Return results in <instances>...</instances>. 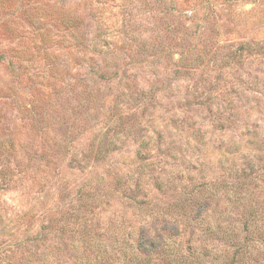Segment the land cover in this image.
<instances>
[{"label": "rangeland", "instance_id": "rangeland-1", "mask_svg": "<svg viewBox=\"0 0 264 264\" xmlns=\"http://www.w3.org/2000/svg\"><path fill=\"white\" fill-rule=\"evenodd\" d=\"M0 55V264L264 251V0H0Z\"/></svg>", "mask_w": 264, "mask_h": 264}, {"label": "trees", "instance_id": "trees-1", "mask_svg": "<svg viewBox=\"0 0 264 264\" xmlns=\"http://www.w3.org/2000/svg\"><path fill=\"white\" fill-rule=\"evenodd\" d=\"M3 58V56L0 55V59ZM218 188H213L210 193L204 198V202H201V205L206 204H213L216 201V198L218 196ZM228 206V205H227ZM226 205H216L215 207L209 206L207 210H205V213L212 212L213 209H220L218 211L219 217L216 219L218 223L211 224L208 222L206 224V227L203 228L204 233H208L211 235L218 234L219 232H225L226 226H225V220L221 218L222 215L228 213V211L223 209L227 207ZM192 213L199 212L200 208L199 206L193 207L190 209ZM251 214V211H250ZM195 218H198L197 215ZM246 226L248 227L249 221H245ZM245 226V227H246ZM262 227H264V224H262ZM193 233H191L192 235ZM239 234H237L236 239H239ZM84 236V235H83ZM85 237V236H84ZM175 235L169 232L168 229H166V225H163L162 227H155L152 225H148L144 227L139 235L137 236V248L138 251L146 255L148 257L153 255H158L163 252H165L171 245V239H174ZM86 238V237H85ZM193 241L195 242L196 239L193 238ZM193 241L191 238L187 240L188 244V253L189 254H195L198 252V249L193 246ZM241 242V241H240ZM256 247V248H255ZM253 249L250 248V245H248L245 241L238 245L236 249L232 250L230 254H228L227 260L224 264H263V261L260 259V256L264 255V251H262V248L260 246H255ZM260 261V262H259Z\"/></svg>", "mask_w": 264, "mask_h": 264}]
</instances>
